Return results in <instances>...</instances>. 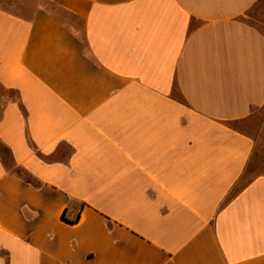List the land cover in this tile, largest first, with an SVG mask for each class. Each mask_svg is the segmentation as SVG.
Returning <instances> with one entry per match:
<instances>
[{"label": "crops", "instance_id": "obj_1", "mask_svg": "<svg viewBox=\"0 0 264 264\" xmlns=\"http://www.w3.org/2000/svg\"><path fill=\"white\" fill-rule=\"evenodd\" d=\"M263 19L0 0V264H264Z\"/></svg>", "mask_w": 264, "mask_h": 264}, {"label": "rangeland", "instance_id": "obj_2", "mask_svg": "<svg viewBox=\"0 0 264 264\" xmlns=\"http://www.w3.org/2000/svg\"><path fill=\"white\" fill-rule=\"evenodd\" d=\"M264 21V19L262 20V22H260V23H254L255 25H257L258 27H260L261 28V30L262 31H264V25H263V22ZM264 115V114H263ZM261 137H263V135H264V124H263V126L261 127Z\"/></svg>", "mask_w": 264, "mask_h": 264}, {"label": "trees", "instance_id": "obj_3", "mask_svg": "<svg viewBox=\"0 0 264 264\" xmlns=\"http://www.w3.org/2000/svg\"><path fill=\"white\" fill-rule=\"evenodd\" d=\"M62 219H63V217H62Z\"/></svg>", "mask_w": 264, "mask_h": 264}]
</instances>
